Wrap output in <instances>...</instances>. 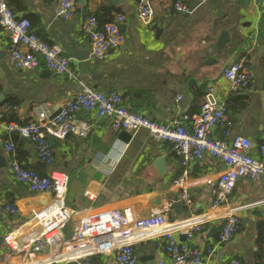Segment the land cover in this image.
Instances as JSON below:
<instances>
[{
    "label": "crops",
    "instance_id": "1",
    "mask_svg": "<svg viewBox=\"0 0 264 264\" xmlns=\"http://www.w3.org/2000/svg\"><path fill=\"white\" fill-rule=\"evenodd\" d=\"M7 1L16 14L29 18L41 39L59 45L77 71V78L70 79L44 67L14 68L8 35L0 28V93L4 95L0 110L7 120L28 123L35 117L36 103L56 112L83 83L102 92H119L130 110L169 124L182 113H198L212 84L217 99L226 105L229 130L226 136L224 127L216 126L212 136L228 141L233 135L248 137L252 142L249 152L256 157L258 144L264 142V0H150L154 14L149 24L137 18L139 0L118 4L74 0V13L67 19L54 16L57 0ZM176 1L187 9L193 3L195 7L180 13ZM117 14L124 16L120 24L124 40L116 51L97 60L90 54V38L82 22L94 15L101 26ZM234 61H242L252 73L249 86L238 91H231L221 76L222 69ZM11 97L17 100L13 106L8 105ZM78 119L90 124L88 135L53 138L48 142L53 161L44 167L35 165L39 160L29 140L0 132V205L14 203L18 209L15 215L0 213L1 263L32 259L34 235L29 218L43 216L53 197L81 213L129 205L140 216L166 209L172 220L264 197V172L259 169L238 166L228 171L220 161L205 157L186 167L187 178L175 185L184 168L169 143L153 140L144 128L128 132L130 137L124 141L110 128L108 119L82 113ZM7 139L14 143L13 155L4 147ZM12 156L39 174L51 175L55 192L35 193L14 179L9 166ZM157 157H162L163 165L155 162ZM226 182L231 183L229 193L221 190ZM186 195L188 205L183 202ZM176 200L181 201L180 214L172 206ZM252 206L239 214L238 228L227 242L215 244L222 221L205 223L195 232L192 246L214 245L205 264H223L231 258L242 264H264V205ZM212 227L216 230L210 232ZM134 250L139 264H172L159 238L140 241ZM93 259L99 264H116L109 253Z\"/></svg>",
    "mask_w": 264,
    "mask_h": 264
},
{
    "label": "built area",
    "instance_id": "2",
    "mask_svg": "<svg viewBox=\"0 0 264 264\" xmlns=\"http://www.w3.org/2000/svg\"><path fill=\"white\" fill-rule=\"evenodd\" d=\"M175 9L184 13L187 12V5L176 1ZM74 10V0H57L54 16L67 19ZM153 14L150 0L138 1L136 15L141 23L149 24ZM123 20L122 14H117L101 26L94 15H88L83 20L81 28L90 38L92 57L104 59L120 47L124 40L120 30ZM0 28L8 35L9 57L14 68L44 67L54 75L77 78L71 58L63 54L59 45L41 39L32 30L29 18L16 14L7 0H0ZM221 76L231 91L247 88L252 79L251 70L242 61L228 63ZM215 92L216 87L210 84L198 113H182L178 119L163 124L130 110L121 93L112 90L102 92L81 83L79 92L66 100L56 112H51L43 103L34 104L35 117L26 124L4 120L0 110V132L15 133L29 140L37 159L49 165L53 154L47 138L64 139L70 133L86 137L90 124L78 119V114H93L98 119H108L114 131L134 132L144 128L153 140L169 143L184 168L174 180L175 185L187 178L186 167L205 157L220 161L228 171L241 166L264 172V142L258 144L254 157L249 152L252 142L248 137L233 135L228 141L212 136L216 126L224 127L223 135H229L227 108L224 102L217 99ZM4 147L11 155L14 154L12 140L7 139ZM9 166L14 179L26 184L30 191L55 192V180L51 175L39 174L24 167L14 156ZM221 190L229 193L231 183L221 184ZM183 202L189 204L187 195ZM252 205H264V197L253 203L215 206L205 213L172 220L167 217L166 209L152 210L148 215L140 216L129 205L81 213L66 208L58 197H53L44 207L43 216L33 214L29 218L34 235L32 259L14 264H91L93 256L106 253L112 254L116 264H139L134 246L140 241L155 238L161 239L162 249L172 264H205V260L213 255L214 245L204 249L192 246L195 232L205 223L222 221L215 244L227 242L238 228L239 214ZM1 211L15 215L18 209L14 203H5L0 205ZM180 235L184 238L180 239ZM223 264L242 263L237 258H231Z\"/></svg>",
    "mask_w": 264,
    "mask_h": 264
},
{
    "label": "water",
    "instance_id": "3",
    "mask_svg": "<svg viewBox=\"0 0 264 264\" xmlns=\"http://www.w3.org/2000/svg\"><path fill=\"white\" fill-rule=\"evenodd\" d=\"M122 1H123V0H111V3H113V4H118V3L122 2ZM79 3H83V0H79ZM194 7H195L194 3H193V4H190V6L188 7L186 13L190 12ZM262 96H263V98H264V93H262ZM3 97H4L3 93H0V98H3ZM117 133H118V135H119L124 141L128 140L129 137H130V134L128 133V131H125V130H119V131H117ZM47 139H48V142H52V141H53V138H52L51 136H49ZM155 162H156V163L159 162V166L163 165V159H162V157H157V159H156ZM35 165H36L37 167H44V166H45V163H43L42 161H38V162L35 163ZM157 165H158V164H157ZM172 206H173V209H174L175 213H177V214H180V213H181V207H182V206H181V201H180V200H176V201H174V202L172 203ZM214 230H216V227H212V229L210 230V232H212V231H214ZM180 238L183 239V238H184V235H180ZM140 262H142V259H140ZM157 263H158V261H155V262L152 263V264H157ZM143 264H144V263H143Z\"/></svg>",
    "mask_w": 264,
    "mask_h": 264
},
{
    "label": "trees",
    "instance_id": "4",
    "mask_svg": "<svg viewBox=\"0 0 264 264\" xmlns=\"http://www.w3.org/2000/svg\"><path fill=\"white\" fill-rule=\"evenodd\" d=\"M8 5H9V3H8ZM9 7L13 10V8L9 5ZM17 103V100L15 99V98H13V97H11V98H8V105H15ZM2 118L5 120H7V118H6V114L4 113V112H2ZM9 120V119H8ZM16 120V119H15ZM16 121H19V120H16ZM19 123V122H18ZM25 167V166H24ZM96 256V255H95ZM94 257V256H93ZM93 257L91 258V264H99V263H97V262H95L94 261V259H93Z\"/></svg>",
    "mask_w": 264,
    "mask_h": 264
},
{
    "label": "bare ground",
    "instance_id": "5",
    "mask_svg": "<svg viewBox=\"0 0 264 264\" xmlns=\"http://www.w3.org/2000/svg\"><path fill=\"white\" fill-rule=\"evenodd\" d=\"M56 258H57V256H55ZM41 261H43V260H41Z\"/></svg>",
    "mask_w": 264,
    "mask_h": 264
}]
</instances>
